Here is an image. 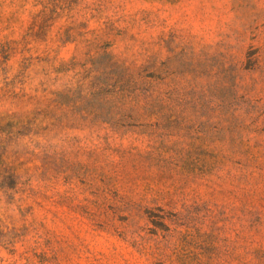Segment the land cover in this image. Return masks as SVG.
<instances>
[{
	"label": "rangeland",
	"instance_id": "1",
	"mask_svg": "<svg viewBox=\"0 0 264 264\" xmlns=\"http://www.w3.org/2000/svg\"><path fill=\"white\" fill-rule=\"evenodd\" d=\"M0 264H264V0H0Z\"/></svg>",
	"mask_w": 264,
	"mask_h": 264
}]
</instances>
